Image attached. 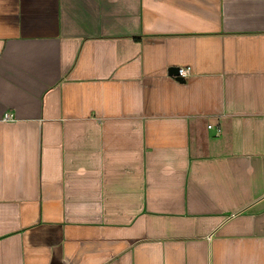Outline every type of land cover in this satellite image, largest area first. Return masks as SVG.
Masks as SVG:
<instances>
[{
	"label": "crops",
	"instance_id": "0c3cea01",
	"mask_svg": "<svg viewBox=\"0 0 264 264\" xmlns=\"http://www.w3.org/2000/svg\"><path fill=\"white\" fill-rule=\"evenodd\" d=\"M0 264H264V0H0Z\"/></svg>",
	"mask_w": 264,
	"mask_h": 264
},
{
	"label": "built area",
	"instance_id": "2783aa9c",
	"mask_svg": "<svg viewBox=\"0 0 264 264\" xmlns=\"http://www.w3.org/2000/svg\"><path fill=\"white\" fill-rule=\"evenodd\" d=\"M190 72L191 71H190L189 67H179V68H177V74L176 75H177V77H180L183 79V78L189 76ZM4 118H5V120H10L11 116L6 114ZM207 128L212 129V128H214V126L213 125H207Z\"/></svg>",
	"mask_w": 264,
	"mask_h": 264
},
{
	"label": "water",
	"instance_id": "95a60500",
	"mask_svg": "<svg viewBox=\"0 0 264 264\" xmlns=\"http://www.w3.org/2000/svg\"><path fill=\"white\" fill-rule=\"evenodd\" d=\"M174 72H175V74H177V69H174ZM177 79L182 80V78H180V77H177Z\"/></svg>",
	"mask_w": 264,
	"mask_h": 264
}]
</instances>
